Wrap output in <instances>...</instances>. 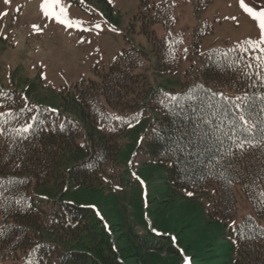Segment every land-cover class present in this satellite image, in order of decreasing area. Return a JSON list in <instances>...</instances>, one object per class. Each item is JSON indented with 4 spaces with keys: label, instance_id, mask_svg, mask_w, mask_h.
<instances>
[{
    "label": "trees",
    "instance_id": "16d2710c",
    "mask_svg": "<svg viewBox=\"0 0 264 264\" xmlns=\"http://www.w3.org/2000/svg\"><path fill=\"white\" fill-rule=\"evenodd\" d=\"M133 21L132 31L142 22L152 50L126 47L105 69L65 84L59 109L14 88L0 91V112L19 114L5 117L0 133V228L13 229L0 237V264H153L162 252L175 261L188 253L189 264H264V116L251 114L257 143L240 151L229 139L237 114L227 99L264 92V56L251 44L212 49L191 61L181 89L155 88L151 59L170 61L181 40L159 37L154 26L174 24V16L163 3ZM171 68L167 63L165 71ZM32 117L38 119L27 140L14 143L8 129ZM130 133L127 153L146 156L152 174L158 169V203L172 205L156 227L147 220L110 225L95 207L63 199L77 188L132 186L121 155ZM38 189L47 198L35 197ZM239 194L248 210L241 217ZM182 207L192 214L181 226L161 223ZM192 229L209 235L188 236Z\"/></svg>",
    "mask_w": 264,
    "mask_h": 264
},
{
    "label": "rangeland",
    "instance_id": "374dc122",
    "mask_svg": "<svg viewBox=\"0 0 264 264\" xmlns=\"http://www.w3.org/2000/svg\"><path fill=\"white\" fill-rule=\"evenodd\" d=\"M163 3L170 8L174 24L157 23L156 34L181 41L172 48L170 61L151 59L155 67L148 74L152 87L178 91L191 61L212 49L251 44L264 56V44L260 43L264 29L247 10L264 11V0H0V91L14 88L38 104L59 109L60 90L65 84L93 76L95 68L98 72L105 69L126 47L152 50L151 36L139 31L142 22L137 23L136 31H132L131 22L139 12ZM167 63L172 68L165 71ZM132 137L131 133L127 136L121 153L129 175L136 176L132 186L103 191L77 188L63 199L95 207L108 223L147 220L156 227L172 205L158 203V169L152 174L155 166L143 163L146 156L127 153ZM33 194L47 198L42 189ZM239 201L241 217L248 210L240 194ZM191 214L190 208L182 207L174 220H160L167 228H174ZM193 230L188 236L204 239L209 235ZM188 256L175 261L162 252L152 263L187 264Z\"/></svg>",
    "mask_w": 264,
    "mask_h": 264
},
{
    "label": "snow or ice",
    "instance_id": "6c2138e0",
    "mask_svg": "<svg viewBox=\"0 0 264 264\" xmlns=\"http://www.w3.org/2000/svg\"><path fill=\"white\" fill-rule=\"evenodd\" d=\"M248 12L253 13L260 20V28L264 29V11L254 12L252 8L247 9ZM261 44H264V40L260 41ZM264 51V49H262ZM261 58L257 57L259 61ZM260 83L264 85V76L260 77ZM173 101L176 100V97H171ZM230 103H232V111L236 112V117L231 121L234 127L232 128V136H229V139L235 145V148L243 151L245 147H255L256 140L253 136V133L256 130V125L251 120V114L256 113L259 116H264V92H262L259 96L256 93H245L243 95H238L236 97L227 98ZM259 100V110L254 101ZM3 105L0 104V107ZM55 111V110H53ZM15 117V119L19 120V114L14 113L12 110L7 112H0V133L5 130V117ZM38 117H32V122H25L18 127H11L8 131L17 138L14 143H19L20 141L27 140L28 136L31 133V130L34 126L35 121ZM119 119V118H117ZM239 121L237 124L236 121ZM264 123V121H261ZM261 144H264V129H262V137L259 141ZM14 150V148H13ZM6 162V161H5ZM221 165H223V159L221 160ZM223 174V173H222ZM228 179V183H231L230 178ZM15 178H9V185H14ZM191 195V193H189ZM4 196V182L0 181V198ZM261 200L264 201V193L260 194ZM20 203V201H17ZM12 227L5 225L3 228H0V237L7 238V235L12 231Z\"/></svg>",
    "mask_w": 264,
    "mask_h": 264
}]
</instances>
